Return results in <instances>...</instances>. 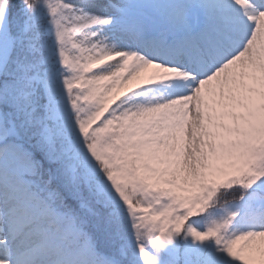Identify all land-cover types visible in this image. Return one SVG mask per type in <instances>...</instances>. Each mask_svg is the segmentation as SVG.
I'll use <instances>...</instances> for the list:
<instances>
[{
  "label": "snow or ice",
  "instance_id": "snow-or-ice-1",
  "mask_svg": "<svg viewBox=\"0 0 264 264\" xmlns=\"http://www.w3.org/2000/svg\"><path fill=\"white\" fill-rule=\"evenodd\" d=\"M0 264H264V0H0Z\"/></svg>",
  "mask_w": 264,
  "mask_h": 264
}]
</instances>
